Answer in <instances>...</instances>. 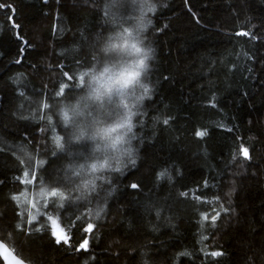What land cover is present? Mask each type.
Returning <instances> with one entry per match:
<instances>
[{"label": "trees", "instance_id": "trees-1", "mask_svg": "<svg viewBox=\"0 0 264 264\" xmlns=\"http://www.w3.org/2000/svg\"><path fill=\"white\" fill-rule=\"evenodd\" d=\"M0 4V241L27 264H264V0H159L140 158L113 176L100 219L91 204L74 206L73 225H93L88 233L72 228L73 245L88 241L78 251L58 247L43 229L35 234L42 239L7 229L39 227L45 202L56 216L62 210L49 196L28 224L20 199L34 200L52 175L48 106L88 63L104 0Z\"/></svg>", "mask_w": 264, "mask_h": 264}, {"label": "clouds", "instance_id": "clouds-1", "mask_svg": "<svg viewBox=\"0 0 264 264\" xmlns=\"http://www.w3.org/2000/svg\"><path fill=\"white\" fill-rule=\"evenodd\" d=\"M158 7L159 0H104L103 27L88 41V63L48 106L56 163L39 186L42 200L55 191L62 204H91L89 213L100 219L115 190L113 176L137 165L146 102L155 90L158 52L150 31ZM79 50L71 46V52Z\"/></svg>", "mask_w": 264, "mask_h": 264}, {"label": "snow or ice", "instance_id": "snow-or-ice-1", "mask_svg": "<svg viewBox=\"0 0 264 264\" xmlns=\"http://www.w3.org/2000/svg\"><path fill=\"white\" fill-rule=\"evenodd\" d=\"M185 3H187V0H185ZM4 7H5L4 4H0V8H4ZM7 7L9 9H11L12 5L9 4V5H7ZM193 19L196 20L197 24H200V20L197 19L195 17V15L193 16ZM12 27L17 28L18 25L13 23ZM164 27H167V25H164ZM242 35H247V33H242ZM17 39H19L18 35H17ZM253 39H255V37H253ZM19 51H20V56L23 57V55H24L23 47H21ZM0 55H2V54H0ZM14 62L20 63V59H15ZM212 107L215 108L216 105L213 104ZM163 123L165 125H167L168 120H164ZM228 131H231V129H228ZM196 135L198 137H202V136L206 135V133H202V132L198 131L196 133ZM241 151L243 153L244 158L248 159L247 150L242 148ZM25 175L33 176L34 174L29 172V173H25ZM21 183H25V181H21ZM204 183H205V186H207V181H205ZM130 187L132 189H137L139 186L134 183V184H131ZM56 195H57V193L55 191H53L50 194L51 197H56ZM13 199H15V196L13 197ZM61 199H63V197H61ZM57 207L62 209L60 211L59 216H56L54 211L50 212L48 204L46 202L44 203L45 212L43 215L45 217V222H42L39 227H33V228L26 229L24 223L21 222V223L17 224L14 229L9 227L7 230H12V231L18 232V233L24 235L28 239H42L43 236H39V235H35V234L41 233V231L43 229L44 233L58 247H62L65 249L73 248L74 250H77V251L81 250V249L87 250L88 241H87L86 237L83 239V242H78L75 245L72 244V240H73V236H74V232L72 231V228L76 227L77 232L82 230L83 232L88 233L93 228V225L91 223L73 225L74 219L76 221H79V219H80V217L78 215V211L73 210L74 206L71 204H60ZM225 211H227V210H225ZM66 214H68V215H66ZM17 215H19V213H17ZM218 216H219V213H216V215H214L212 217L213 223L216 221ZM31 223H32V221H31V219H29L28 224H31ZM0 230H5L2 222H0ZM210 255L212 257H217V256H222L223 253L213 251L210 253ZM18 264H20V262H18Z\"/></svg>", "mask_w": 264, "mask_h": 264}, {"label": "rangeland", "instance_id": "rangeland-1", "mask_svg": "<svg viewBox=\"0 0 264 264\" xmlns=\"http://www.w3.org/2000/svg\"><path fill=\"white\" fill-rule=\"evenodd\" d=\"M42 203L43 200L41 199L39 193L37 194V197H35L34 200H32V197L28 195H24L22 196V200L20 199L21 212L23 214L24 213L29 214L30 216L27 219H31V214L33 213V209L34 211H36L38 207L41 206Z\"/></svg>", "mask_w": 264, "mask_h": 264}, {"label": "water", "instance_id": "water-1", "mask_svg": "<svg viewBox=\"0 0 264 264\" xmlns=\"http://www.w3.org/2000/svg\"><path fill=\"white\" fill-rule=\"evenodd\" d=\"M0 262L1 264H27L19 259L12 250L2 241H0Z\"/></svg>", "mask_w": 264, "mask_h": 264}]
</instances>
